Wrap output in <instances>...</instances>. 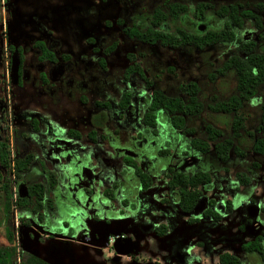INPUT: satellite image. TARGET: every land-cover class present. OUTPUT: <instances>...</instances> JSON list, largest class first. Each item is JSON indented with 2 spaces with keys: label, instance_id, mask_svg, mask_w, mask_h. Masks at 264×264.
Segmentation results:
<instances>
[{
  "label": "rangeland",
  "instance_id": "obj_1",
  "mask_svg": "<svg viewBox=\"0 0 264 264\" xmlns=\"http://www.w3.org/2000/svg\"><path fill=\"white\" fill-rule=\"evenodd\" d=\"M164 1L8 0L6 3L5 0H0V141L5 140L12 153L14 151L18 154H23L26 151L32 152L41 160V166L44 165V169L48 168L49 170L58 169L65 158L71 160L72 156H76L75 149L87 150V157L85 160L84 157H81L80 161L82 162L80 165L85 164L87 171L91 173L90 181L87 183V188L89 186L92 190L88 188L91 193L86 194L76 183L66 186L67 180H64L63 185L65 188L63 191L59 188V190L49 192L50 198L53 199L52 208L54 206L56 208L52 212V216L55 217H51L50 221L57 222L56 227L51 228V231L52 229L64 231L67 228L61 226V222L64 220L65 222L67 220L69 227L73 228L72 238H66L68 245L64 246L57 239L59 247H56V250L59 252L66 251L70 245L74 255L82 264H88L89 262H92L90 264H96V262L98 264L99 262L102 264H128L125 259L126 252L119 254L115 252L118 243L111 245V250L105 243L108 237L107 234L114 232H121L124 238L127 241L129 240L128 242L131 245L128 243L127 253H129L130 260H137L139 255L140 260L148 261L149 256H154L162 262L163 259H169L171 252L184 255L187 250L189 255H196L200 260L202 256L206 255L204 253L209 252L208 249L221 247L224 244L222 241L224 238H228V241H236L238 237L234 236V233H236L234 225L241 215L243 217V212L253 215L252 219L254 222L257 221V224L253 226L256 228L255 231L264 230V211L261 213L259 211L258 214L261 196L264 193V156L250 149V136H246L242 132L244 136L239 138V146L245 148L243 156L231 151L225 161H220L213 151L209 150L207 153L194 154V160L188 162L182 160L187 154L189 157L191 156L189 154L188 138L192 135L200 138L204 137V122L220 128L224 135L230 133V113L219 110L214 111L208 106L213 105L214 100L226 98L234 90L235 79L231 69L224 70L222 73H215V69L219 68L222 61L230 54H239L234 43L232 41H220L200 49L186 45L178 47L162 46L158 43H146L126 37L120 32V25L114 21L116 17H120L125 24L130 23L139 14L147 17L153 6ZM174 1L186 5L185 11L181 13L182 26L189 31L195 30L201 23L196 21L197 13L194 15L190 6L197 0ZM205 1L217 5L230 0ZM235 1L243 6L252 7L261 16V22L264 24V11H258L254 8V0ZM202 13L204 17H210L211 15L209 9H203ZM105 20L110 22L109 25L105 24ZM212 21L220 23V19H216V17ZM201 22H204L207 28L216 27L214 23L211 26L209 20L203 19ZM173 24L174 22L169 23L168 28L170 31H173ZM244 25L246 27L247 20L244 21ZM4 28L5 31L3 32ZM113 35H116L117 42L115 49L106 58L104 57L107 64L106 72L99 71L97 67L92 68V70L91 68L88 69L93 74L104 75L109 82V86L113 84L111 86L113 90L106 89L105 95L102 96L103 99H109L112 102L111 98H115L119 90L132 91L133 99L131 100L129 113L133 116L136 126L131 128L119 127L118 130L114 128V131L106 132L102 143H98L100 146L98 144L95 146V143L89 142L87 139L86 142L79 143L75 148H68L69 152H65V156L59 159L55 143L61 141V139L79 142L77 139L64 135V130L73 128L81 132L92 128V124L81 122L78 114L84 113L85 108L92 105L93 97H99V93L93 88L95 81L91 82L87 79V82V77L84 74L78 77L76 66H80L81 61L89 54V47L91 46L89 38L96 43H100V37H104L102 41L107 42L106 40ZM46 36H51L56 40L58 50L55 49V53L65 51L70 54L73 63L71 71H74V76L72 81L68 82L66 90L67 94L71 92L73 96L65 93L64 88L60 87L59 80L58 83L54 84V94L57 99L52 100L43 90V87L33 81L35 79L33 75L32 78L30 77V82L25 80V83L22 82L21 85L7 80L5 76L8 63V43L20 44L23 47L24 61L33 62L34 51L30 47V42L34 38L45 39ZM91 55L89 56L93 59L95 54L91 52ZM130 57H132L133 62L139 64L143 76L151 82V86L147 89H142V81L135 74L122 79V68L130 64ZM30 69H33L32 73H34V66ZM65 73L68 74L67 71ZM210 74H213V77H210ZM60 78L62 79L63 76ZM48 80L50 81V78ZM189 80L194 81L199 87L198 99L202 104V109L197 117L187 119L185 125L188 131L183 134L181 129H174L166 121L165 114L162 111L157 113L155 125L150 128L152 131H148V128L142 131L141 112L146 107L143 98L147 97L151 87L154 86L164 93L176 95L180 94L179 86ZM107 85H104L103 91ZM263 93L264 83L258 86V91L254 96L242 101L239 108L243 118V126L250 132L253 131L259 120L260 109L258 105L260 96ZM79 94L84 95L86 103L78 100ZM39 115L45 118L40 120L37 117ZM29 117L36 119L40 132H34L33 127L27 121ZM43 120L46 121V126L49 125L47 131H51L50 133L46 132ZM111 123L109 122L108 126ZM118 124L113 125L118 127ZM121 124L123 125V123ZM108 126L105 123L103 128L105 129ZM81 134H84V132ZM50 142L52 145L49 147L51 148L46 146ZM82 144H88L89 146L82 148ZM47 150L49 153L45 155ZM101 154L104 157H101ZM124 154L134 158L136 164L150 176V186L144 191L140 189L138 178L132 173L131 168L118 164L121 163V157ZM62 158L64 159L62 160ZM38 162L37 160L33 162L29 172L25 174L22 180H25V182L43 181V176H41L38 169ZM113 162L118 163L112 164ZM102 163L113 165L107 166L111 168L113 175L110 172L100 174L109 186L106 187L112 193V197L101 194L102 186L93 177L100 170V167L102 168ZM115 164L119 165V168H123L124 171L121 174L118 172L115 174ZM177 165L184 172L200 169L210 174L211 184L208 186L206 184L200 185L205 196L204 200L207 197H212L216 202L214 206L216 209L219 206L217 202L222 203L229 195V186L220 183L219 177L222 174L226 175L224 178L236 180L237 186L241 185L230 196L231 206L236 202L243 201L248 194L253 197L250 202L240 203L239 209H232L228 213L223 212L221 214L225 218L221 223L229 226V232H226L223 238L220 236V242L216 241L209 247L203 248L202 246L198 249L199 245L191 244L192 239H188L186 244H178L177 247L169 250L167 247L170 234L164 235L162 239L148 236V234H141L145 225L155 223L158 219L159 222H163V212L156 209L154 202L166 190L165 182L169 174L167 167L171 169L178 168ZM158 169L162 170L158 172ZM237 171L244 172L247 177L251 178L247 184H238L235 177ZM2 172H5V168L0 166V178ZM9 179L12 180L11 184L14 188H17L23 182L21 179H15L11 176ZM118 179L120 183L116 182ZM110 180L116 183L111 185ZM1 201L2 189L0 187V244H6L5 220L2 219ZM130 204H132V208L129 207ZM11 207H13L11 227L14 231L13 243L16 249L34 253L42 260L48 261L50 259L52 263L58 262L54 259L55 256L51 254L53 247L49 241L54 240L56 237L49 234L43 235L39 232L42 229L38 225L39 223L33 218L25 220L19 218V212L15 205H11ZM170 208H172V205ZM217 210L221 211L220 208ZM176 212L178 211H174V213ZM257 215L261 217V221L256 217ZM176 216L182 218L180 215L176 214ZM101 222L105 225H103L104 228L100 232L97 231V228ZM46 228H49V226H46ZM48 231L50 232V230ZM143 238H148V241L141 246ZM22 245H24V248ZM224 247L227 249L228 246ZM231 249L234 248L231 247ZM66 254L61 258V264H70L69 255H67V258ZM175 262L178 263L177 255L174 260L172 259L171 264H176ZM242 264H260V261L255 253H248L244 255Z\"/></svg>",
  "mask_w": 264,
  "mask_h": 264
},
{
  "label": "trees",
  "instance_id": "obj_2",
  "mask_svg": "<svg viewBox=\"0 0 264 264\" xmlns=\"http://www.w3.org/2000/svg\"><path fill=\"white\" fill-rule=\"evenodd\" d=\"M190 8L194 15L197 13L199 20L203 19L202 10L209 9L210 17L207 16L204 18L211 21V26L214 23L216 27H206L204 30L196 28L192 31H186L184 26H182L183 20L181 15L185 11L186 5L174 0H165L155 5L147 17L139 14L130 23H125L122 26V20L120 18L115 21L121 26V31L130 38L146 43H158L168 47L187 45L194 48H203L215 42L236 41V50L239 54H230L222 61L221 66L215 69V73H222L227 69L232 70L235 79L234 90L226 98L214 100L213 105L208 106L214 111L219 110L230 113V133L229 135H224L220 128L204 122V137L200 138L192 135L188 139V147L194 153L200 154L212 150L220 161H225L231 151L241 156L245 154V148L239 146V138L244 136L242 134L244 132L246 136H250L251 138L250 149L264 156V93L261 94L259 99V120L252 132L244 128L243 118L239 111L242 101H246L254 96L258 91V86L264 83V49H255L252 42L240 40L242 37L239 35V30L242 28V20L245 18L252 19L256 26L259 27L257 17L248 11H239L236 3L231 2L212 5L208 1L198 0ZM213 16L220 19L219 24L212 21L214 20ZM178 18L180 19L176 23ZM170 22H174L173 31H170L168 28ZM33 44L46 53L44 45L40 40L33 41ZM115 44L116 39H111L107 45L98 49L105 54L112 50ZM93 49L97 48L94 47ZM97 61L100 66L104 63L102 56H99ZM133 70L140 77H143L145 87L151 86V82L143 76L137 62H131L128 66L124 67V77L128 72ZM210 77H213V74H210ZM178 89L180 94L176 95L164 93L155 87L149 90L145 101L146 108L141 116V121L145 128L154 126L157 113L162 111L165 114L166 121L174 129H182V133L188 131L185 125L187 119L197 117L202 109V104L198 99L199 87L194 81L189 80L181 84ZM128 102L129 93L125 91L120 94L116 105L121 109L126 107ZM29 123L36 130V119L32 118ZM70 133V131H67V134ZM255 133L257 134L255 135ZM72 134L78 136L77 132ZM32 160L33 155L31 152L18 154L14 151L12 153L5 140L0 141V166L5 168V172H2L0 178V187L2 189L1 208L3 214L2 219L5 220L7 240L6 244H0V264H53L40 259L29 251L23 249L17 250L13 243L14 231L11 227L13 223V207L11 205H15V208H17L19 218H23L24 220L33 218L40 226L44 222L48 223L50 220V211L53 209V202L48 192L52 189L56 178L51 170L44 169L43 166L39 165V171L43 174L42 182H25V180H22L25 174L29 172ZM121 163L123 166L131 168L132 173L138 178L140 189L148 187L150 178L137 166L131 156L123 155L121 157ZM255 165L257 164L255 163ZM168 170L170 174L166 180L167 187L173 192L178 207L184 212H191L195 203L201 198V191L198 186L200 184H206L208 186L210 182L208 172L200 169L192 172H184V170L178 168H168ZM10 176L23 181L22 184H24L26 189L24 194H18L17 188H15V194L12 197V180L9 179ZM235 177L238 184H246L249 180V177L244 172H235ZM107 191L106 189L103 193L111 196V193ZM262 197L264 202V194ZM206 201V205L204 202L202 208L198 210L199 214L203 217L218 220L222 212H228L230 210V204L227 200L224 202L221 211H218L214 207V201ZM129 207L132 208V204ZM261 209L264 211V206ZM22 215L24 216L22 217ZM68 224L67 220L66 222L65 220L61 222L62 227H67L64 229L63 234L69 237L73 228L71 226L69 227ZM48 225L50 232L60 231L59 229H52L51 231V228H55L56 224ZM158 227L163 229L162 224ZM240 249L242 253H255L260 264H264V231L254 232L251 239L241 242ZM215 264H242V260L239 256L223 250L218 253Z\"/></svg>",
  "mask_w": 264,
  "mask_h": 264
},
{
  "label": "flooded vegetation",
  "instance_id": "obj_3",
  "mask_svg": "<svg viewBox=\"0 0 264 264\" xmlns=\"http://www.w3.org/2000/svg\"><path fill=\"white\" fill-rule=\"evenodd\" d=\"M203 1H205V0H203ZM5 2L7 3L8 0H5ZM227 2H229V3L230 2L231 3H236V7H237V9L239 11H242V10L243 11H248V12L254 14L257 17V20H258V23H259V27L256 26V24L252 21V19H249V18L246 19L245 18V19L242 20V26H241L242 28L239 30V35L242 37L240 40L246 41V42H252L253 47L255 49H264V26H263L264 24L261 22V16L258 14V12L254 11L252 9V7H246V6H243L242 4H239L235 0H233V1L230 0V1L222 2V4L227 3ZM253 6L258 11H261V10L264 11V0H254L253 1ZM118 18H120V17H116L114 19V21L116 19H118ZM214 18H215V16H213V19ZM203 19L205 20L204 15H203ZM203 19H200L199 20L196 17V21H198L199 23H201L203 25L202 29H200V30H204L206 28L205 25H204V22H201ZM216 19H218V18L216 17ZM245 20H247L246 27L244 25V21ZM109 23L110 22L108 20H105V24L106 25H109ZM115 23H117V22L115 21ZM123 24L124 23L122 21L121 26ZM184 29L186 31H189L186 27H184ZM197 29H198V27H197ZM119 30H121V29H119ZM4 31H5V29H3V32ZM120 32H122V31H120ZM126 37H128V36H126ZM128 38H130V37H128ZM111 39H116V42H117L116 35H113L111 38H109L108 40H106L107 42H103L102 40H104V37L103 38L100 37V43H96V42H94V40H91V38H89V41L91 42L90 43L91 46L89 47V54L86 56V58L83 59V61H81L80 66H78V65L76 66V68H77L76 74L78 75V77H81L84 74V76L87 77L86 78V81H87V79H89V81H91V82L94 80L95 83L93 85V88L97 91V93H99V97L98 96H95V97L92 98V105H90V107H86L85 110H84V113L81 112V113L78 114L81 122H88L89 124H92L93 127L92 128H89V129H86V130H82L84 132V134H81V133H83L82 131L80 132L79 130H76V129H73V128H66L64 130V135H67V136H69V137H71L73 139H77L78 141H80V144L82 142H86L87 139H88L89 142L92 141L93 143H95L94 145L97 146V144L99 142L102 143V141L104 140V138H105L104 137V134L106 132H112V131L115 130L114 128H116L118 130L119 127H125V128L126 127H129V128H131V127H135L136 126L134 124V118H133V116H131L130 113H129V109H131L130 107H131V103H132L131 100L133 99L132 91H130V90L129 91H126L125 89L119 90L117 92V96L115 98H113V97L111 98L112 99V102L109 99H107V100L106 99H103L102 96L105 95L106 89L113 90V88L111 87L113 84L109 86V84H108L109 82L106 80L107 78H105L104 75H101L99 73L93 74V73L90 72V69H88V68H91V70H92V68H96L97 67L99 69V71L106 72V68H107L106 65L107 64L104 61V57L106 58V56L113 49H115L116 44H115V46H114V48L112 50H110L109 52H107L105 54H103L100 49L97 51V49L100 48V47H104L105 45H107ZM35 40H40L42 42V44L44 45V48L46 50V53H44L38 47H35L34 46L33 41H35ZM232 42L234 43L235 49H236L237 42L234 41V40ZM56 45H57L56 40L54 38H52L51 36H46L45 39H41V38H34V39H32L31 42H30V47L34 51V61L33 62H29V61L28 62H25L24 61V58H23V55H22L23 54V47L20 44H18V43L17 44H12V43L10 44V43H8L7 44V47H8L7 62L8 63H7V71H5V76L7 77V80H9L8 79V74H7L8 73L9 58H10L11 52L15 48L17 50V52L19 50V54H20L19 63H18V69H17V74H18L17 75V81L15 82L16 84L21 85L22 82L25 83V80H28L27 82H30V80L32 78V75H33V78H35V79H33V81H35L38 85H40V86L43 87V90L46 92V94H48L49 98H51L52 100H56L57 97L54 94L55 93L54 84L55 83H58V80H59L60 83H61L60 84L61 85L60 87L64 88V91L67 94V90H66L67 84H68V82H71L72 81V77L74 76V71L73 72L71 71L72 68H73V63H72L70 54H68L67 52H65V51L64 52H61V51L58 52L57 51L56 53L54 52L55 49L58 50V48H57ZM96 46H98V47H96ZM94 47L97 48V49H93ZM198 49H200V48H198ZM91 52L95 54V57L93 59L91 57L92 56L91 55ZM99 53L102 54V58H103V62H104L102 64V66H100L99 63H98V61H97L98 60V57L100 56ZM19 54H18V56H19ZM89 55H91V56H89ZM131 62H133L132 59H130V63ZM128 65L129 64H127L126 66H128ZM32 66H34V68H35L34 69L35 70L34 73H32L33 72V69H30V68H32ZM126 66H124V67H126ZM124 67L122 68V74H121L122 79L123 78H126V76H130L132 74H135V75H137V77L139 78V80L142 81V89H147L148 88V87H145V85H144L143 77H140L139 74L136 71H134V70L128 72L125 75V77H124V74H123ZM65 71H67L68 74H66ZM62 76H63V78L61 79L60 77H62ZM47 77L50 78V81L48 80ZM104 85H107V87L103 91L102 89H104L103 88ZM152 87H154V86H152ZM125 91L129 93V102L126 105V107L119 109L117 107V105H116V101L118 100L120 94L122 92H125ZM67 95L73 96L71 94V92H69ZM139 99L141 100V98H139ZM143 99H144V102H145L146 101V97L143 98ZM78 100L81 101L82 103H86V98L84 97L83 94H79L78 95ZM145 108H144V110H145ZM144 110H142V112ZM142 112H141V116H142ZM37 117L40 120H42V118L43 119L45 118L44 116H41V115H39ZM32 118L33 117H29L27 119L28 123H29V121ZM121 119L124 120V121H122ZM120 121H122L121 123H123V125L120 123ZM109 122H112V123L108 126ZM105 123L107 124L108 127H105V129H104L103 126H104ZM36 124H37L36 130L35 129H33V130H34V132H37L38 133V132H40L39 131L40 130V127H38L37 121H36ZM113 124H116V125L118 124V127L117 126H114ZM43 125L46 126V121L45 120H43ZM48 127H49V125H47L45 127V130H46V132L50 133L51 131H47L48 130ZM150 128L151 127H149L147 130L151 132L152 130ZM67 131H70L71 133L70 134H67ZM142 131H145V126L144 125H143ZM74 132H77L78 133V136L73 135L72 133H74ZM152 133H154V132H152ZM81 138H84V139H81ZM97 140H99V141H97ZM72 143H73V145H76L75 142H72ZM50 144H51V142H50ZM82 145H85V144H82ZM85 146L88 147L89 145L86 144ZM98 146H100V145L98 144ZM26 152H29V151H26ZM191 153H193V154H191ZM103 154H105V153L103 152ZM103 154H101V157L102 156L104 157ZM189 154L190 155H194L196 153H194L193 151L190 150ZM32 155H33L32 164H33V162L35 160L40 161V159L37 158V156H35L33 153H32ZM45 155H46V153H45ZM124 155H126V154H124ZM187 155H186V157L182 158V160L183 161L185 160V162H188L190 160L189 159V155L188 156ZM114 163H118V162H113L112 164H114ZM118 164L121 165L122 163H118ZM109 165L110 166H113L110 163H107V164L102 163V165H101L102 168L100 167V170H98V172L96 174H94L95 176H93V177H95V179L97 181H99V185L102 186V188L100 190L101 191V194L102 195H105V196H109V195L103 193L104 190H106V189L108 190L107 192L109 193V189L107 188L109 186H107V184L105 183L103 177L100 174H106V171H107V172H110L113 175V172H112L111 168H108L107 167ZM119 165L117 166V164H115V170H116L115 171V174H116V172H118L120 174L122 173V170L123 169L121 167L119 168ZM116 166H117V168H116ZM177 167H178V169H180L179 168V165H177ZM169 169H171V168H169ZM173 169H176V168H173ZM53 171L55 173L56 172V169H54ZM168 173L170 174V171L169 170H168ZM41 176H43V174H41ZM109 182H111V185H114L116 182L117 183H120V180L118 179L116 182H114L113 180H110ZM165 185H166V182H165ZM165 189H166L165 192L161 196H159L157 198L158 199V202L159 203H162L163 206H165V205L171 206L172 203H175L176 206L178 207V205L176 203L175 196H174L173 192L171 191V189H169L167 187V185H166V188ZM141 190H143V189H141ZM50 191L51 190H49V192ZM49 192H48V194H49ZM263 194H262V196H263ZM262 196H261V204L259 205V209H258V214H259V211H260V213L263 212V210L261 209L264 206V202H263V197ZM111 197H112V195H111ZM252 198H253L252 196L251 197H248V198H246V200L244 202H250L251 200H253ZM206 200H212V201H214V199L211 198V197H207ZM206 200L204 201L205 202V205H206V202H207ZM226 200L229 202L230 208H231V202H230L231 200H230V198H225L222 203L217 202V204L219 205L217 207V209L220 208V210H222L223 209V206H224V202ZM215 204H216V202L214 201V206H215ZM244 213H245V217H240V219H238V222H237V223H239L238 226H241L243 229H246L248 231H254L256 228L252 227V225L257 224V221L254 222V220L252 219L253 215L246 214V212H244ZM51 214H49V215L51 216ZM196 215L199 216V217H203V216H201L199 214V212ZM194 216H195L194 214L189 213L188 216L186 217V221L189 222V223L194 222V220H196V219H194ZM256 217H258L259 220L261 221V217L259 215H257ZM207 218H209V217H207ZM197 219H198V217H197ZM48 224H51L52 225V223H51L50 220L48 221V223L47 222H44L41 225L42 229L39 232L42 233L43 235H47L45 233V230H49L48 228H46V226H49ZM160 224L163 225V229L161 227H158ZM102 228H104L103 224H102V227L99 224L97 230L100 231ZM152 230H153L154 234L160 235V234H162L164 232V224L163 223H157ZM158 230H159V232H158ZM261 230L264 231L263 229H261Z\"/></svg>",
  "mask_w": 264,
  "mask_h": 264
},
{
  "label": "crops",
  "instance_id": "obj_4",
  "mask_svg": "<svg viewBox=\"0 0 264 264\" xmlns=\"http://www.w3.org/2000/svg\"><path fill=\"white\" fill-rule=\"evenodd\" d=\"M72 142L73 141H71L69 139H61V141L55 143V148L57 150V154L59 156V159L62 156H65V152H69L68 148H75L80 143V141L79 142L76 141L75 142L76 145H73ZM51 145L52 144H46L47 147H49ZM49 148H51V147H49ZM82 148H87V146L83 145ZM48 152L49 151L47 150L45 153H48ZM86 153H87V150L85 151V150H82L80 148L79 149H75L76 156H72L71 160H69V158L68 159L67 158H65V159L62 158V160L63 159L64 160L60 164L59 168L56 169L55 173H54V171L52 169H50L55 174V178H56L55 183H54L51 191L52 190L53 191L54 190H59V188H60L61 191H63V189L65 188V186L63 185L64 182H65L64 180H67L68 182L65 184L66 186L67 185L69 186L71 183L72 184L76 183V185H79V187L82 188L81 190L83 192H85L88 195L91 193L89 191V189H88L89 186L87 188V183L90 181V174L91 173H89L87 171L85 164L84 165H80L81 162H82L80 160L83 157H84L83 159L85 160V158L87 157ZM40 161L38 162L39 163L38 164V169L40 168L39 165L41 166ZM134 161H135V159H134ZM137 166L139 167V165H137ZM139 168L141 169V167H139ZM168 168H170V167H167V169ZM45 169H48V168H45ZM159 170H162V169H158V172H159ZM106 173H108V172L106 171ZM209 176H210V174H209ZM224 176H226V175L225 174H222V176L220 175V177H219L220 183H222V184L224 183V186H229V193H228L229 195L226 198H230L231 194H233L235 192V190H238L241 185L237 186L236 185V180H234L233 178H231V179L224 178ZM148 177L150 178L149 175H148ZM77 179H78V181H76ZM250 179L251 178H249V180ZM150 183H151V178H150ZM210 184H211V176H210V182L208 183V185H210ZM148 186H150V184ZM198 188L201 191V197H203V199H204L205 196L203 195L201 185H199ZM143 191H144V189H143ZM248 197H251V196L249 194L246 195L245 199L243 201H241L240 203L244 202L246 200V198H248ZM155 200L156 201L154 203H155L156 209L161 210L163 212V216L165 217V218L164 217L162 218L163 222L161 221L164 224V232L162 234H160V235H156V234H154V232L152 230L157 223H161V222H159V219H158V220H156L155 223H149V224L145 225L143 227V230H142L141 234H143V235H147L148 234V236H155V237L161 238V239L163 238L164 235L170 234L169 244H168V247H167V249H169V250H172L173 248L177 247L178 244H180V245L181 244L182 245L186 244L188 239H192L191 240L192 241L191 244H198L199 245V247L197 246L198 249L202 248V246H203V248H205L207 246L209 247L213 242H216V241L220 242V240H221L220 236L223 238L224 234L226 232H229V226L226 225V224L221 223V221L225 220V218H223V215H221L220 219H218V220H214V219L207 218V217H199V216L196 215L198 213V211H193L192 210L191 212H184V211L180 210V208H178L175 203H172V208H170L169 205L168 206L167 205L163 206L162 203H159L157 198ZM52 201H53V199H52ZM240 203H237V202L234 203L233 206H231V208H230V210L228 212H230L232 209H234V210L239 209L240 208ZM54 204H55V202H54ZM54 207L50 211L51 213L53 212V210L55 211L56 208H54ZM174 211H178V212L174 213ZM71 213H69V214H71ZM189 213L195 215L194 219H196V220H194V222L189 223V222L186 221V217L188 216ZM176 214L182 216V218L177 217ZM51 217H55V216H52V214H51L50 218ZM197 217H198V219H197ZM243 217H245V213L244 212H243ZM51 223H52V225H55L57 222L54 221V222H51ZM102 224L104 225V223L101 222V224H100L101 227H102ZM238 224L239 223H236L234 225V228L236 230V233H234V236L238 237L236 239V241H233V240L228 241V238H224V240H222L224 242V244L222 246L219 245L221 247H217V248H214V249H208L209 252L204 253L206 255L202 256L200 260H199V258L196 255H189L188 250H187V251H185L184 255H182V254H180L178 252L177 253L176 252H174V253L171 252L170 255H169V259L168 260L167 259H163L162 262H160L159 259H157L154 256H149L148 261L140 260L139 255L137 257L138 259L135 260V261L140 263V264H171L172 259L174 260V258L177 255L178 263L175 262L176 264H215L216 261H217L218 253L223 251V250L229 251L232 254L237 255V256H239L241 258V260H243L244 259V255H246L248 253H242V251L240 249V244H241V242H244L245 240L251 239L253 237V234H254L253 232L254 231H248L246 229H243L241 226H238ZM92 225H93V223H92ZM253 226L254 225H252V227ZM97 231H99V230H97ZM101 231L102 230H100V232ZM45 233L49 234V235H53V237H56V238H54V240H49L51 246L53 247L52 248L53 250H52L51 254L54 255L55 256L54 259L56 261H58V262L53 263V264H61V261H62L61 258L66 253L67 254L65 256L69 255L70 264H82L78 260V258L74 255L70 245H69V248L66 251L59 252V251L56 250L59 247L58 246L59 241H61L64 246L68 245L66 238L71 239L72 236H73V231L69 235V237L64 235L63 231L49 232L48 230H45ZM118 233L122 234L121 232H118ZM108 235H110V234H108ZM122 237H124V235H122ZM57 239L59 241H56ZM147 241H148V238H143L141 240V246L144 243H146ZM224 246H228L227 249ZM231 247L234 248V249H231ZM54 252H56V253H54ZM117 254H115V255L118 256ZM128 254L129 253H125V259L129 262V261H132V260H130V259H128L126 257ZM67 258H68V256H67ZM48 262L52 263V260L50 261V259H49ZM90 263H92V262H89L88 264H90ZM96 264H98V263L96 262ZM99 264H102V263L99 262Z\"/></svg>",
  "mask_w": 264,
  "mask_h": 264
},
{
  "label": "water",
  "instance_id": "obj_5",
  "mask_svg": "<svg viewBox=\"0 0 264 264\" xmlns=\"http://www.w3.org/2000/svg\"><path fill=\"white\" fill-rule=\"evenodd\" d=\"M198 29H202L203 25L202 24H199L198 26ZM18 63H19V56H18V52L17 50L14 48L13 51L11 52L10 54V58H9V64H8V79L9 81L11 82H16L17 81V69H18ZM190 160H194L195 157L193 155H191L189 157ZM185 162V160H184ZM17 192L18 194L22 195L26 192V189H25V186L24 184H19L17 186ZM203 203H204V199L203 197H201L200 199H198V201L195 203L194 207H193V211H198L202 208L203 206ZM256 232V231H254ZM253 232V233H254ZM112 234H116V232L112 233ZM108 235V234H107ZM124 237L122 236H118L116 237L113 241H112V244L111 245H115L117 244V247H115V252L116 253H123V252H126L127 253V250H128V241L125 239ZM107 241V238L105 240V243ZM129 245H131L129 243ZM22 247L24 248V245H22ZM128 264H140L136 261H129Z\"/></svg>",
  "mask_w": 264,
  "mask_h": 264
},
{
  "label": "built area",
  "instance_id": "obj_6",
  "mask_svg": "<svg viewBox=\"0 0 264 264\" xmlns=\"http://www.w3.org/2000/svg\"><path fill=\"white\" fill-rule=\"evenodd\" d=\"M11 190H12V197H14V194H15V188L12 186ZM118 236H122V235H121V234H118V233L108 235V237H107V241H106V244L108 245V248H109L110 250H111V244H112V241H113L116 237H118ZM126 257H127L128 259H130V256H129V255H127Z\"/></svg>",
  "mask_w": 264,
  "mask_h": 264
}]
</instances>
